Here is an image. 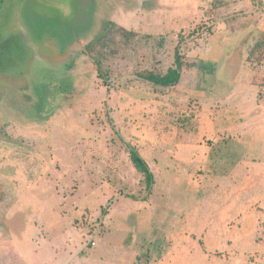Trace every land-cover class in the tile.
Listing matches in <instances>:
<instances>
[{
    "label": "rangeland",
    "instance_id": "1",
    "mask_svg": "<svg viewBox=\"0 0 264 264\" xmlns=\"http://www.w3.org/2000/svg\"><path fill=\"white\" fill-rule=\"evenodd\" d=\"M239 2L0 1V264H264V149L215 136L264 85Z\"/></svg>",
    "mask_w": 264,
    "mask_h": 264
},
{
    "label": "crops",
    "instance_id": "2",
    "mask_svg": "<svg viewBox=\"0 0 264 264\" xmlns=\"http://www.w3.org/2000/svg\"><path fill=\"white\" fill-rule=\"evenodd\" d=\"M250 1H252L253 5ZM232 13H238V16H242V19H238V21L237 19L235 20L238 24L233 25V29L243 26V30L250 31L246 41L244 40L245 42H243L242 45H254V47L262 46L264 40V0H261L260 3H256V0H240L238 8L233 10ZM218 39H220V37ZM244 69H240L239 72L243 74L245 71H248ZM248 74L250 76L251 72L249 71ZM251 78L252 77L250 76L248 79L250 85H245L242 84L239 80L240 76H238V83H234L235 85H232L231 90H229L221 99V102L225 105H218L219 110H222L225 113L230 112L231 117L237 116L239 120L232 119V122H230L231 120L227 121L225 120L226 117H223L224 120L219 119L217 121L218 123L215 130V136L218 141L225 140L227 137L233 138L237 143L241 144L243 142V144H246L247 152H249L251 148H255L254 144H259L260 147L264 149V85L260 87H257L256 85L253 86V84H251L253 78ZM213 102L216 103L217 100ZM207 103H210V101ZM231 107L235 108L232 110ZM206 109L211 108L207 106ZM208 141L211 142V140ZM198 145L200 148L192 149L196 154L191 152L192 155L196 156L195 159H198V162H191L190 165L187 166V169H189L188 172L190 173L194 170L197 173L201 172L199 171L200 169H198L200 166L199 157L203 155L204 148L207 146L204 142L199 143ZM185 148L186 151L191 149L190 146ZM254 150H258V147ZM253 159H255V157ZM10 223H12V220H10ZM255 241L257 245L264 247V233L260 238H256ZM51 251L54 253L53 255H55L54 258L56 259L54 264H58V254L57 251L53 249V244L51 246Z\"/></svg>",
    "mask_w": 264,
    "mask_h": 264
},
{
    "label": "trees",
    "instance_id": "3",
    "mask_svg": "<svg viewBox=\"0 0 264 264\" xmlns=\"http://www.w3.org/2000/svg\"><path fill=\"white\" fill-rule=\"evenodd\" d=\"M261 47L262 49L260 50L259 54L261 53L264 54V40H263V45ZM179 61L180 58L176 57V62H177L176 67L168 68L167 72L164 74L145 72V73H140V77L145 80L151 81L154 84L162 85V86H170L177 84L180 80V65L178 64ZM95 64L97 65V68L100 71V63L95 62ZM129 151H130V159L132 161L133 166L138 172H140L143 175L146 182V187H150L153 183V174L147 162L136 149L129 146Z\"/></svg>",
    "mask_w": 264,
    "mask_h": 264
},
{
    "label": "built area",
    "instance_id": "4",
    "mask_svg": "<svg viewBox=\"0 0 264 264\" xmlns=\"http://www.w3.org/2000/svg\"><path fill=\"white\" fill-rule=\"evenodd\" d=\"M88 243L91 245V246H94L96 243H95V240L94 239H92V238H90L89 240H88Z\"/></svg>",
    "mask_w": 264,
    "mask_h": 264
},
{
    "label": "water",
    "instance_id": "5",
    "mask_svg": "<svg viewBox=\"0 0 264 264\" xmlns=\"http://www.w3.org/2000/svg\"><path fill=\"white\" fill-rule=\"evenodd\" d=\"M1 1V0H0Z\"/></svg>",
    "mask_w": 264,
    "mask_h": 264
}]
</instances>
